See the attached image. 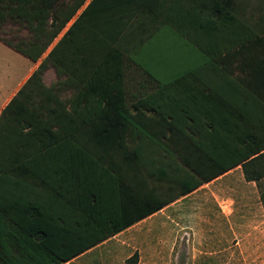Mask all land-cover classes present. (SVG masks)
<instances>
[{"label": "trees", "instance_id": "16d2710c", "mask_svg": "<svg viewBox=\"0 0 264 264\" xmlns=\"http://www.w3.org/2000/svg\"><path fill=\"white\" fill-rule=\"evenodd\" d=\"M163 4L0 0L2 42L33 61L50 47L0 112V264H60L238 165L264 186V0L134 15ZM155 23L206 32L212 54L221 41L253 57L198 60L132 102L126 50ZM80 46L84 60H60Z\"/></svg>", "mask_w": 264, "mask_h": 264}, {"label": "crops", "instance_id": "0c3cea01", "mask_svg": "<svg viewBox=\"0 0 264 264\" xmlns=\"http://www.w3.org/2000/svg\"><path fill=\"white\" fill-rule=\"evenodd\" d=\"M157 1L172 2V5L163 4L155 10L137 9L134 15H180L185 11L183 4L196 0ZM189 12L206 14L205 8L189 7ZM146 27L153 36L126 50L135 62L126 60L125 63V80L126 75L132 80L129 87L126 85L132 102L155 93V79L171 80L178 76L171 77L169 70L150 76L140 67L146 66L148 60H176L163 55L170 47L168 44L186 50L179 60L253 57V48L249 54L242 50L238 53V46H231L226 52L228 45L221 41L219 51L212 54V38L204 31L196 36L194 30L193 39H188L177 27L167 23ZM49 50L50 47L40 59L33 61L0 40V60L5 52L11 58L6 74L0 67V112ZM84 54L85 49L80 46L72 52L65 50L60 60H84ZM51 73L54 78L48 80ZM43 80L46 85L56 80L53 67L45 71ZM263 191L264 186L260 188L255 181L245 179L238 165L60 264H129L127 260L134 254H137L135 264H264ZM180 244L185 245L184 254L180 252Z\"/></svg>", "mask_w": 264, "mask_h": 264}, {"label": "rangeland", "instance_id": "374dc122", "mask_svg": "<svg viewBox=\"0 0 264 264\" xmlns=\"http://www.w3.org/2000/svg\"><path fill=\"white\" fill-rule=\"evenodd\" d=\"M168 45H170V47L167 50H165V53H163V55L169 59L175 57L176 60H148V63H145V65L154 75H157L158 73H162V71L169 70L172 77V75L176 76L178 73L196 65L197 61L195 60H179L181 59L182 55L186 52L184 48H180L174 44H168ZM9 60H11V58L5 52L2 56V60H0V67H2L4 74H6V71L10 66ZM53 78H54L53 73L47 76L48 80L50 79L53 80ZM128 79L130 78H128V76L126 75L127 87H129V85L132 82V80H128ZM179 249L182 254L185 253L184 244H180Z\"/></svg>", "mask_w": 264, "mask_h": 264}]
</instances>
